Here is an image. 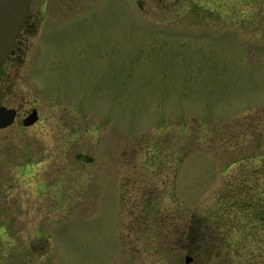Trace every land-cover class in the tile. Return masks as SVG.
<instances>
[{
  "label": "rangeland",
  "instance_id": "1",
  "mask_svg": "<svg viewBox=\"0 0 264 264\" xmlns=\"http://www.w3.org/2000/svg\"><path fill=\"white\" fill-rule=\"evenodd\" d=\"M31 6L34 85L17 90L42 109L44 136L38 145L37 128L0 129V227L12 229L13 258L264 264L252 217L225 246L196 223L223 205L227 182L264 163V0ZM39 152L44 162L30 165Z\"/></svg>",
  "mask_w": 264,
  "mask_h": 264
},
{
  "label": "flooded vegetation",
  "instance_id": "2",
  "mask_svg": "<svg viewBox=\"0 0 264 264\" xmlns=\"http://www.w3.org/2000/svg\"><path fill=\"white\" fill-rule=\"evenodd\" d=\"M32 9L33 6H30L27 17L21 27L19 36L13 47L12 53L7 57L3 65L0 67V87L5 86V97L8 100L7 103H0V106H5L8 109L15 110L16 112L14 122L9 127L0 129H15L11 132L12 134L27 137L31 136L30 129L37 128L38 130L33 132V135H35L36 137L31 138H37V144L40 145L41 139L44 136V129L40 130L44 127L43 111L38 104L34 102L29 103L24 100L23 97H20L19 91L17 90L24 84L34 85L32 83L33 79L32 77H30L32 66L28 65V62L30 63L28 52L31 48L29 37L37 32L40 25L37 23V19H35V16L37 17V14L34 12L32 13ZM35 118L36 121L32 125L26 124V121L29 122L31 119ZM40 148L41 146L38 147V151L40 150ZM30 160V165L36 164L39 166L44 162L45 157L42 156V153L39 152L36 153L34 157H31ZM30 165L26 164L18 166L22 170V174L24 176H34V170ZM39 172L40 171H38L37 169V173L39 174V176H37L38 174H36L34 177L37 176V178H32V183H34L36 187H42L46 184V181L40 179L41 176H44V173ZM11 230L12 229H9L8 227H0V264H33L35 260H30L26 257H23L21 259L13 258V250H15L14 248L16 244L9 236L12 234V232H10ZM28 244L29 242L26 241L22 246V250H25L27 252L29 246ZM33 247L34 246L32 245V248Z\"/></svg>",
  "mask_w": 264,
  "mask_h": 264
},
{
  "label": "trees",
  "instance_id": "3",
  "mask_svg": "<svg viewBox=\"0 0 264 264\" xmlns=\"http://www.w3.org/2000/svg\"><path fill=\"white\" fill-rule=\"evenodd\" d=\"M260 159L264 160V157ZM263 171L264 163H260L253 170L247 169L244 176L235 177L229 183H226V187L222 190L223 197L221 199L224 202L223 205L214 213L206 215L204 220L196 222L198 228L201 225L205 226L204 231H206L208 236L207 241L209 239V242L211 241L215 245L219 241L223 242V240L225 241L222 245L230 243L229 239L236 236L237 232L241 229V226H238V220H241L240 225H245L244 222L246 221V226H249L250 224L247 221L252 220V217L255 220H253L255 225L260 223L264 226ZM241 216L244 222H242ZM221 229L225 230V234L221 235L219 233ZM219 251L220 249L217 248L211 249V253L217 255Z\"/></svg>",
  "mask_w": 264,
  "mask_h": 264
},
{
  "label": "water",
  "instance_id": "4",
  "mask_svg": "<svg viewBox=\"0 0 264 264\" xmlns=\"http://www.w3.org/2000/svg\"><path fill=\"white\" fill-rule=\"evenodd\" d=\"M32 0H0V67L12 53L21 27L27 17ZM15 110L0 106V128L9 127L15 120ZM36 121H26L32 125ZM193 258L187 256L186 264H191Z\"/></svg>",
  "mask_w": 264,
  "mask_h": 264
}]
</instances>
